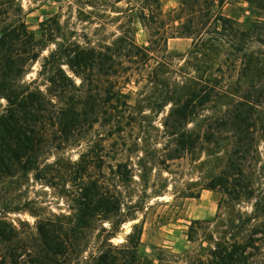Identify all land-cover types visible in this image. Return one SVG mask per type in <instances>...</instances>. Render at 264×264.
Listing matches in <instances>:
<instances>
[{"label": "trees", "instance_id": "trees-1", "mask_svg": "<svg viewBox=\"0 0 264 264\" xmlns=\"http://www.w3.org/2000/svg\"><path fill=\"white\" fill-rule=\"evenodd\" d=\"M121 1L84 2L115 6ZM227 3L239 12L224 13L222 7ZM10 8L8 1L0 0V97L8 102L0 111V175H13L16 167L23 171L39 169L41 151L53 132L50 126L57 128L60 137L53 142L59 147L62 142L57 139L63 137L68 142L69 136L87 123L114 116L119 132L124 134L127 125L142 119L138 125L141 129L143 120L155 121L168 108L162 120L163 135L172 145L167 158L204 149L212 153L225 144L228 176L240 183L245 166H249L248 158L258 150L260 134L264 137V0H178L168 11L161 0H136L125 14L118 10L120 34L112 42L86 40L82 44L71 40L73 31L66 34L56 26L54 36H50L61 41L45 59L42 70L48 69L47 92L59 105L39 86H32L36 79L22 83L27 64L39 57L41 41L20 14L10 13ZM14 9L22 10L19 6ZM124 19L146 30V45L136 41V27H125ZM52 20L57 23L58 17ZM176 37L191 39V46L183 63L173 66L168 40ZM64 63L81 78L79 85L62 68ZM146 110L152 113L142 115ZM144 133L146 136H135L144 142L153 138L149 131ZM143 152L146 157L148 150ZM86 156L81 154L70 164L75 177H88ZM126 167L125 163L117 164L121 180L131 177ZM80 189L81 225L76 223V227H90L84 219L91 217L89 210L121 211V194H110L101 179H91ZM137 203L127 208L137 209ZM4 227L7 223L0 220V237L7 238ZM138 227L135 223L128 238L141 234ZM37 229L43 253L35 263L60 264L51 257L70 253L72 236L52 222L39 223ZM228 255L232 258V251ZM94 264L142 262L135 251L124 256L107 251L101 252Z\"/></svg>", "mask_w": 264, "mask_h": 264}, {"label": "rangeland", "instance_id": "rangeland-1", "mask_svg": "<svg viewBox=\"0 0 264 264\" xmlns=\"http://www.w3.org/2000/svg\"><path fill=\"white\" fill-rule=\"evenodd\" d=\"M7 1L10 13L20 14L41 41L39 57L27 64L22 83L36 79L32 86H39L59 105L57 98L47 92L48 69L42 70L45 59L61 41L50 33L54 36L59 25L66 34L73 31L71 40L82 44L86 40L112 42L120 34L118 10L125 14L136 0H123L115 6L98 2L88 5L85 0ZM161 4L168 11L177 6L178 0H161ZM18 6L21 12L14 9ZM222 11L239 12L229 3ZM55 16L57 23L52 20ZM124 21L125 27H136V41L146 45V30L139 23ZM190 46L191 39L186 37L168 40L173 66L183 63ZM62 68L77 85L81 83L67 64ZM7 106V100L0 97V111ZM167 109L155 121L143 120L141 129L138 125L142 119L127 125L124 134L119 132L114 116L111 120L87 123L70 135L68 142L63 137L57 139L62 142L59 147L53 142L60 137L57 128L50 126L53 132L41 151L39 169L23 171L16 167L13 175H0V220L7 223L4 229L9 234L7 238L0 237V264H36L43 253L37 225L49 222L72 236L70 253L51 257L60 264H94L97 256L107 251L119 256L135 251L142 264H264L263 135L260 134L258 150L248 158L249 166H245L239 183L228 176L225 144L212 153L204 149L167 158L172 146L163 135L162 120ZM144 131L153 138L146 142L137 139L136 133L146 136ZM143 149L148 150L146 157ZM81 154H87L89 178L81 179L71 173L70 164L78 161ZM118 163L127 164L131 177L120 179L116 172ZM95 178L105 182L110 194H121L124 204L120 212L89 210L91 217L84 219L90 227H76V223L81 225L80 187ZM209 184L214 188H207ZM137 201V209L127 208ZM135 223L141 234L133 233L132 239L128 238Z\"/></svg>", "mask_w": 264, "mask_h": 264}]
</instances>
